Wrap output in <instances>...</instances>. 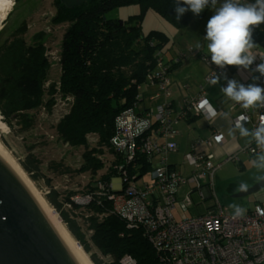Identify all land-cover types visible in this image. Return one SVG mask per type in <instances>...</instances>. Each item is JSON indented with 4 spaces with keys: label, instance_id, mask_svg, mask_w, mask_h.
<instances>
[{
    "label": "trees",
    "instance_id": "1",
    "mask_svg": "<svg viewBox=\"0 0 264 264\" xmlns=\"http://www.w3.org/2000/svg\"><path fill=\"white\" fill-rule=\"evenodd\" d=\"M135 2L141 3V14L127 19L105 16L106 11L113 7ZM52 4L55 12L50 18L51 24H67L61 39L58 79L51 80L49 77L46 31L34 32L29 43L25 38L27 24L20 23L0 46L1 115L9 125L15 119L16 124L20 125L19 130H26L34 124L33 110L51 107L57 95L62 98L71 96L72 99L68 100V112L53 125V129L58 138L68 145L83 146L82 162L77 172H88L94 177L104 166L99 157L102 147L114 155L108 170L87 182V190L83 195L89 194L92 197L89 203L72 202L70 211L73 212L70 213L63 206L72 194L64 200L60 199V194L52 186L45 198L59 212L71 235L81 244L94 264L103 263L85 240L86 232L93 247L102 256H109L108 264H122L126 256L133 258L136 264H169L164 253L157 251L148 241L141 224H129L111 211L110 201L105 195L98 194V182L109 183L114 177L120 176L124 169L130 179L139 178L153 169L155 154L149 156L137 149L135 157L127 161L125 150L116 149L112 142L117 129L116 118L126 109L143 117L145 112L154 107V103L162 102L159 98L163 95L155 100L149 98L154 92L147 98L149 105L143 104V99L139 102L143 95L140 90L145 84L159 86L157 81L155 84L147 82L148 73L160 71L157 70L159 62L171 79L174 71L199 51L190 47V53L178 50L164 59L161 50L169 37L159 30L143 32V10L151 8L177 27L186 26L194 14L188 10L178 20L176 0H91L73 6H67L62 0H52ZM263 26L255 31L253 40L262 41ZM180 52L184 53L183 57H178ZM228 68L231 75L240 70L237 66ZM168 106L170 107L169 103ZM154 126L156 124L152 122L146 132L156 134L151 129ZM89 135H96L98 148L89 147ZM38 163L32 153L26 154V159L20 162L34 182L43 178L40 176ZM56 165L63 166V163ZM82 208L91 213L78 222V218H82L75 214L82 213L79 210Z\"/></svg>",
    "mask_w": 264,
    "mask_h": 264
},
{
    "label": "built area",
    "instance_id": "2",
    "mask_svg": "<svg viewBox=\"0 0 264 264\" xmlns=\"http://www.w3.org/2000/svg\"><path fill=\"white\" fill-rule=\"evenodd\" d=\"M261 25L263 26L264 23L259 26ZM259 26L254 27L253 34ZM261 40H254L257 44L254 52L264 56V38ZM183 56L184 53L180 52L178 57ZM202 61L209 66L204 83L199 85L197 95L185 100L182 112L178 116H171L172 110L166 102L171 96V79L165 74L166 69L162 68L159 62L157 70L160 71L147 74L148 83L155 84L157 81L159 84L156 92L149 98L155 100L163 95L165 100L154 103V107L145 112L143 117L136 116L132 110L126 109L116 118L117 129L112 142L117 150H125L127 161L135 157L137 149L149 156L153 154L160 156L159 164L154 165L151 170L152 183L139 186L135 181L136 178H128L124 169L119 176V186H114L111 181L98 182V194L105 195L110 201L113 213L127 220L129 224H141L148 241L157 251L164 253L169 264H264L263 206L256 205L250 212L237 214V211L232 212L216 199L215 204L205 213L181 220H176L172 215L177 188L186 184L195 190L208 187L213 189L214 172L219 166L214 162L212 154L191 150L185 155L186 161L192 166L191 173L182 174L170 168L163 155L167 151L176 149V143L172 140L176 130L172 124L189 112L205 116L212 114L214 109L206 97L205 85L213 84L216 74L219 77H226L224 86L227 84V79H235L247 85V81L239 75H231L228 66L219 68L205 55L202 56ZM261 62L264 61L257 56L248 68L249 72L255 71L256 66ZM259 76L262 79L264 75L259 73ZM68 99L72 98L68 97ZM142 99L143 95L139 102ZM236 106L241 107L240 104L232 101L231 109ZM250 120L249 109L241 107V111L233 117L232 122L237 124ZM152 122L158 126L155 133H162L165 138L168 137L163 142L157 141L149 131L146 132ZM262 122H264V108L258 109L256 119L251 123L252 129ZM212 137L216 142L224 141L219 131L214 132ZM259 150L254 140L241 148V151L250 154H255ZM233 159L235 156L231 155L225 160ZM49 190H44V194L49 193ZM156 192L161 196H157ZM211 194L215 195L213 191ZM91 198L89 194L71 196L69 201L64 202V207L72 209V202L87 204ZM185 200H190L189 194L185 195ZM122 264H136V262L130 256H126Z\"/></svg>",
    "mask_w": 264,
    "mask_h": 264
},
{
    "label": "rangeland",
    "instance_id": "3",
    "mask_svg": "<svg viewBox=\"0 0 264 264\" xmlns=\"http://www.w3.org/2000/svg\"><path fill=\"white\" fill-rule=\"evenodd\" d=\"M54 12L55 10L52 4V0H18L17 2L14 0L12 9L9 12L10 15H7L8 17L6 16L0 28V46L9 37L11 31H13L14 28H16V26H18L22 22H25L27 24L25 38L29 43L31 35L34 32H37L39 30L46 31V55L50 64L49 77L51 78V80H57L60 73L58 64L59 52L62 34L65 27L67 26L66 23L60 25L51 24L50 18L54 14ZM214 12L215 9L209 7L207 10H203L199 15H194L191 21L186 26L177 27L160 13L154 11L151 8H148L143 10V15L141 18V28L145 33H148L151 30H159L168 35L169 40L161 50V56L164 59H168L178 50H184L188 53H190V47L198 50L195 47L197 43L201 44L203 55L209 57L210 55H208L209 53L207 52V42L203 37L206 35L207 22L210 17L214 15ZM141 13V3L135 2L113 7L112 9L106 11L105 16L109 18L127 19L132 15ZM195 57H197V61L200 59V57H198L197 55ZM193 70H195V68H193ZM147 86L148 85L145 84L140 90V93L144 94V99L146 100L148 95L152 92L146 89ZM157 89L158 87L156 88V90ZM68 97L71 98V96ZM68 97L62 98L61 96L57 95L55 98V102L53 105H51V107H39L33 110L34 124L29 129L20 131V125L16 124L17 121L14 119L12 120V125H9L6 122L9 127L7 131L0 130V136L3 140V144L11 152V154L19 164L26 159V154L28 153H32L38 159L40 176L42 175L43 178H39V180L34 183L37 188L43 193V196H45L44 190H47L50 188V186H52L60 194L59 198H62L63 200L67 196H71V194L72 196L83 195V193H85V190H87V188L85 187L87 182L90 179L97 178L101 174L106 172L109 165L111 164V159L113 158L112 155H114L113 153H109L108 149L102 147V151L101 153H99V157L102 159L104 166L96 172L94 177H91L88 172H77V169L78 167H80L82 162L81 154L84 150L83 146L75 147L68 145L61 138H58L56 132L53 129V125L57 123L62 118V116L68 112ZM2 119L5 122L3 116ZM88 142L90 148L99 147L96 135H89ZM168 154L169 159L171 161H175L178 164L177 167L180 170H182L184 166L188 168V166H186L187 164L184 166L181 165L182 161L184 160V156L182 160V154L175 152H169ZM59 162H62L63 166L65 165V168H63L62 165L58 167L56 164ZM158 164L159 161L156 157H154L153 166ZM230 164L233 163L231 161L224 163V165L219 168L218 175L222 170H225L227 165ZM225 174H228V172L224 171L223 175ZM115 180L116 179L113 178V181ZM135 181L139 186L144 185L145 183L152 182L153 180L151 178V170L145 172L141 177L136 178ZM263 190L264 186L250 195L254 196L255 194L263 192ZM214 191L218 199L222 200V198H225L226 196L227 198H229V200L232 201L231 204L228 201L223 203V205L227 206L228 209H230L232 212L236 211L237 207L245 210L248 206L252 205V203L249 202L248 199V196L250 195L243 197H233L232 191H229L226 188V185L221 187H217V185H215ZM185 192L180 191V193H178L179 195L177 197L178 200L176 202V206L172 209V213L174 214L176 220L190 217L192 214L196 215L205 213L206 206L214 202V197L202 199L199 193L197 191H194L191 194L190 207L186 208L185 204L182 202V198L185 196ZM63 209L68 210L70 213L72 211H70V208L64 206ZM79 210L82 213H77L75 215L81 217L82 219L78 218V222H81L83 218H86V216L91 213L85 208ZM57 213L59 214L58 211ZM83 214L85 216H83ZM75 215L72 213V217L75 218ZM85 240L89 242L92 252L96 254L97 258H99V260L103 264H108L109 256H102L93 247V245L89 241L88 232H86L85 234Z\"/></svg>",
    "mask_w": 264,
    "mask_h": 264
},
{
    "label": "crops",
    "instance_id": "4",
    "mask_svg": "<svg viewBox=\"0 0 264 264\" xmlns=\"http://www.w3.org/2000/svg\"><path fill=\"white\" fill-rule=\"evenodd\" d=\"M194 55H197L201 59V56L203 55L201 48ZM195 56H192L191 58L184 61V63H182V66L176 69L172 75V82L170 84L171 96L166 100V102L170 104V108L172 110V117L178 116L182 112V107L186 99L198 94L199 85L204 83L205 75L208 73L209 66H207L200 59L198 60V62L197 57ZM193 68H195V70H193ZM234 73V76L239 75L245 81H247L246 84L256 83L264 87V76L261 79L259 77V73L256 71L250 73L248 69L245 70L240 68L238 72ZM224 84L225 78L223 76H220L218 83L205 85L206 97L208 98L210 104L214 109L210 116L199 114L194 115L193 112H189L188 114H185V117L179 118L178 120H176V122L172 124V126L176 130V134L172 138V140L176 143V149L173 151H167L163 155L165 161L167 162L170 168L182 174L191 173L192 166L185 159L186 153L191 150L212 154L214 162L219 164V166L214 172L213 189H209L208 187L203 188L202 190H195L191 189L186 184L181 185L179 188H177L176 202L178 200L177 197L180 191H186L185 195L189 194L190 196L189 201L185 200V196L182 198V202L185 204L186 208L190 207L191 194L194 191H197L202 199L214 197V202L206 206L207 211L215 204L216 199L219 200L222 204L226 201H228L230 204L232 203V201L229 200V198H227L226 196L225 198H222V200L216 197L214 191L215 185H217V187L226 185V188L229 191H232V196L235 197V194L239 192L240 187L249 188L256 182L264 178V170L257 169L252 165L253 159H255L256 155L260 152V150L255 154H250L241 151V148L246 146L248 143L252 142L253 139L251 137H241L238 129H236L235 127L236 124L232 122L233 117H235V115H237L241 111V107L236 106L234 109H231L232 101L227 98L221 91V88L224 87ZM156 88V85H149L146 89L148 91H152L149 94L151 95L153 92H156ZM159 99H161L162 101L165 100L164 96H160ZM145 103L146 105L150 104L149 99H144L143 94V104ZM257 111V108H249L251 120L247 122H242L244 126L249 128L250 130L252 129L251 123L254 122V120L256 119ZM157 128L158 126L156 124V126L152 127L151 129L156 131ZM216 131H219L223 135V142H216L213 140L212 135ZM153 136L159 142H163L165 139L168 138H165L162 133L158 132H156V134L153 133L152 137ZM169 152L182 154V160L183 156L184 160L182 161L181 165L184 166L187 164L186 166H188V168L184 166L183 169L180 170L177 167L178 164L175 161H171L169 159ZM231 155H234L235 159L225 160L226 157ZM155 157L158 161H160V156ZM229 161H231L233 164L227 165L225 170H222L218 175L219 168L224 165V163H227ZM224 171L228 172V174L223 175ZM114 178L116 180L113 181L112 179L111 182L114 184V186H119V177ZM151 183L152 182H149V184ZM205 183L207 182L205 181ZM211 191L214 192V196L211 194ZM156 194L157 196H161V194L158 192H156ZM157 196L156 198H159ZM248 199L249 202L252 203V205L248 206L245 210H242V212H250L256 205H261L264 207V190L263 192L255 194L254 196H248ZM172 215L174 217L173 213ZM191 216H194V214H192Z\"/></svg>",
    "mask_w": 264,
    "mask_h": 264
},
{
    "label": "clouds",
    "instance_id": "5",
    "mask_svg": "<svg viewBox=\"0 0 264 264\" xmlns=\"http://www.w3.org/2000/svg\"><path fill=\"white\" fill-rule=\"evenodd\" d=\"M206 7L215 9L214 15L207 22L206 35L203 37L212 63L219 68L237 66L248 69L257 56L264 61V56L254 52L257 44L253 40L254 27L264 23V0H255L254 3L250 0H183V3L176 0V18L179 20L188 10L199 15ZM195 47L200 49L201 44L197 43ZM255 71L264 75V62L258 64ZM218 81L219 76L216 74L213 83ZM221 91L244 109L264 108V87L259 84L245 85L235 79H227V84ZM235 127L241 137H251L260 148L252 165L264 170V122L251 130L242 122ZM236 211L240 214L242 209L237 207Z\"/></svg>",
    "mask_w": 264,
    "mask_h": 264
},
{
    "label": "water",
    "instance_id": "6",
    "mask_svg": "<svg viewBox=\"0 0 264 264\" xmlns=\"http://www.w3.org/2000/svg\"><path fill=\"white\" fill-rule=\"evenodd\" d=\"M62 1L73 6L91 0ZM263 185L264 178L249 188H240L235 197L249 195ZM0 264H79L31 194L1 159Z\"/></svg>",
    "mask_w": 264,
    "mask_h": 264
},
{
    "label": "bare ground",
    "instance_id": "7",
    "mask_svg": "<svg viewBox=\"0 0 264 264\" xmlns=\"http://www.w3.org/2000/svg\"><path fill=\"white\" fill-rule=\"evenodd\" d=\"M14 0H0V28L8 13L11 11ZM9 129L6 122L3 121L0 113V130L7 131ZM0 159L10 168V170L18 177L27 191L31 194L41 211L44 213L48 221L53 226L57 235L64 243L69 252L78 261L79 264H94L88 253L83 249L81 244L71 235L65 223L59 217V214L53 206L49 204L43 193L37 188L34 181L29 177L27 172L21 167L11 152L3 144L0 136Z\"/></svg>",
    "mask_w": 264,
    "mask_h": 264
}]
</instances>
